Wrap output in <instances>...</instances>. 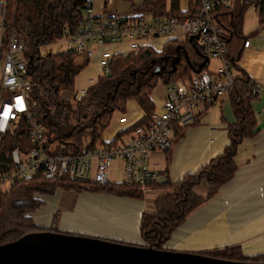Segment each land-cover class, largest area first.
<instances>
[{
  "label": "built area",
  "instance_id": "1",
  "mask_svg": "<svg viewBox=\"0 0 264 264\" xmlns=\"http://www.w3.org/2000/svg\"><path fill=\"white\" fill-rule=\"evenodd\" d=\"M122 1L126 5L124 12L115 10L96 15L94 0H85L79 28L60 38L65 50L82 53L87 58L98 52L97 64L103 73L108 71L107 62L114 54L108 50L110 46L125 44L124 51L137 53L143 47L162 52L169 42L183 49L184 44H189L199 52L201 63L206 58L205 69L180 77L169 85L159 82L163 98L160 106L148 113V123L122 134L114 144L101 137L92 149H82L79 154H53L52 148L45 147V128L39 121L37 101L31 93L25 40L12 25L8 0H0L1 192L37 171H41L45 180L67 175L102 186L110 182L108 172L113 162L121 164L120 182L126 185H139L142 191L151 188L148 185H162L167 176L150 168V156L171 148L174 125L192 124L213 102L226 101L228 93L239 83L235 73L240 58L228 60L232 29L226 23L227 17L243 14L245 8H254L261 31L256 34L262 37L264 50V0H160V9L142 6L143 0ZM155 42L161 44L160 50L152 48ZM250 42L247 37L243 40L241 52L250 48ZM212 59L218 63L213 70L209 68ZM248 88L250 101L261 102L254 117L258 120L261 115L264 122V83L250 81ZM84 92V89L78 90L73 98L79 99ZM6 109L7 119L4 117ZM117 121L122 125L119 131L131 126H126L122 115ZM28 141L30 146L26 144Z\"/></svg>",
  "mask_w": 264,
  "mask_h": 264
},
{
  "label": "trees",
  "instance_id": "2",
  "mask_svg": "<svg viewBox=\"0 0 264 264\" xmlns=\"http://www.w3.org/2000/svg\"><path fill=\"white\" fill-rule=\"evenodd\" d=\"M84 3L85 0H8L7 11L9 17L12 16V25L26 43L32 81L31 93L37 101L39 121L45 128V147L52 148L53 154L73 155L81 153L82 149H92L101 140V134L111 125L115 113L125 110L126 102L147 99L158 82L169 85L180 77L190 76L201 64L199 52L189 44L183 45L188 61L181 57L173 70H163L164 53L172 55L175 52L173 42L169 52L165 48L162 52H157L143 47L137 53H114L107 62L108 71L100 73L95 82L86 86L82 97L64 99L60 92H71L74 89L75 77L85 68L88 58L83 55L84 62L77 64L74 59L79 53L76 51L41 54L40 48L79 28L85 9ZM142 6L160 9L162 2L143 0ZM227 19L226 23L232 29L229 41L231 55L228 60H238L242 42L246 38L240 32L242 14L239 12ZM200 69H205V65ZM236 69L238 72L239 68ZM235 79L239 83L227 95V103L230 104L234 120L226 125L228 141L225 147L194 173L173 183L166 181L159 186L148 185L151 188L162 187L166 192L153 200V209L150 212L143 213L140 217L138 229L143 241L140 246L149 245L161 250V245L184 217L201 205L203 200L213 196L217 188L232 177L236 169L234 156L241 142L254 135L257 123L250 102L249 78L239 70ZM198 117L190 125L198 123ZM148 121V115L143 116L128 129L118 131L111 142L114 144L122 134L137 126H143ZM190 125H174L171 146L175 139L183 136L186 127ZM5 144L7 146V142ZM26 144L30 146L29 141ZM171 148L165 151L166 155ZM202 180L206 181L209 189L206 197H199L193 189ZM60 188L72 192L104 191L137 198L142 197L143 193L136 184L109 182L98 186L90 181L71 179L67 175L57 180H45L41 177V171H37L30 178L17 180L6 191H0V245L33 231L48 229L58 232L54 218L51 225L43 228L32 222L31 214L41 204L40 195H52ZM199 254L230 261L264 262V254L245 257L240 253L239 246Z\"/></svg>",
  "mask_w": 264,
  "mask_h": 264
},
{
  "label": "crops",
  "instance_id": "3",
  "mask_svg": "<svg viewBox=\"0 0 264 264\" xmlns=\"http://www.w3.org/2000/svg\"><path fill=\"white\" fill-rule=\"evenodd\" d=\"M93 8L98 15L119 8L124 12L126 5L122 0H94ZM125 47V44H116L108 50L117 53L124 51ZM97 59L98 52L88 58V64L75 77L74 89L60 92L64 99L72 100L73 93L85 90L96 81L101 73ZM239 60L238 72L242 71L251 82L264 83L263 49L258 51L250 42V48L241 52ZM92 66H96V77L82 79ZM157 88L156 85L147 99L126 102L125 110L115 113L111 125L101 134L103 139L112 141L122 128L117 121L119 116H124L126 126H129L160 106L164 91L161 86L159 90ZM250 102L254 113L261 102ZM220 103L224 107L219 113L220 119L208 118L200 122L206 112L200 115L198 123L187 126L183 136L173 141L167 155L158 151L150 156V168L165 173L167 182L173 183L194 173L220 153L228 141L226 125L234 120L227 100ZM259 116L254 135L241 142L234 156L236 169L230 180L184 217L161 245L163 249L202 253L239 246L245 257L264 254V122L263 116ZM120 165L118 162L111 165L108 172L110 183L120 182ZM193 189L199 197H206L209 190L205 180L198 182ZM165 192L162 187L147 188L142 197L137 198L104 191L72 192L60 188L52 195L39 196L40 212L34 215V221L42 225L39 227L47 228L54 218L59 232H81L79 235L140 245L143 244L138 229L140 217L150 212L153 200Z\"/></svg>",
  "mask_w": 264,
  "mask_h": 264
},
{
  "label": "water",
  "instance_id": "4",
  "mask_svg": "<svg viewBox=\"0 0 264 264\" xmlns=\"http://www.w3.org/2000/svg\"><path fill=\"white\" fill-rule=\"evenodd\" d=\"M175 54L163 56L173 70L185 49L176 45ZM197 52V51H196ZM206 58L198 70L206 65ZM165 69V66H163ZM198 70L196 72H198ZM0 264H264L216 259L193 252L161 250L137 244L128 245L93 236L38 230L0 245Z\"/></svg>",
  "mask_w": 264,
  "mask_h": 264
},
{
  "label": "rangeland",
  "instance_id": "5",
  "mask_svg": "<svg viewBox=\"0 0 264 264\" xmlns=\"http://www.w3.org/2000/svg\"><path fill=\"white\" fill-rule=\"evenodd\" d=\"M117 10L122 11V9H120V8ZM259 27H260V22L258 20L257 15H256V10L254 8H250V7L245 8L243 11V14H242V25H241L240 32H242L244 37L249 38L251 40L252 46H254L258 51L261 52V50L263 49L262 39H261L262 37L259 34L258 35L256 34V32L259 31ZM259 32H261V31H259ZM170 44H173V43L169 42L164 47L167 52H169L170 49H172ZM151 46L153 49H156V50H160V48H161V44L159 42H155ZM64 50H65L64 42L61 39L56 40V42H54V43L44 45L40 48L41 54L56 53V51H64ZM123 52H127V50L123 51ZM74 61L77 64H82L84 62L83 54L82 53L77 54ZM209 61H210L209 68L211 70H213L214 67L218 66L217 61H215L214 59L209 60ZM87 64H88V62H87ZM92 67L93 68L90 71L86 70L89 73L87 74V76L81 77L82 79H85L87 77H92V78L96 77L95 76L96 73H95V69H94V68H96V66H92ZM160 86H161V84L158 82L157 83V87H158L157 89L158 90H159ZM222 108H224V107L219 101L213 102V104L210 105L207 108V110L205 111L206 113L204 112L205 115L200 118V122H204L208 118L220 119L219 113L221 112ZM38 207H36V209L32 211L31 218H32V222H34L35 225L39 227L42 225H40L39 223H36L34 221V215L39 214V212H40ZM43 228H46V227H43ZM56 231H58V230L56 229ZM80 233L81 232H75V234H80Z\"/></svg>",
  "mask_w": 264,
  "mask_h": 264
},
{
  "label": "flooded vegetation",
  "instance_id": "6",
  "mask_svg": "<svg viewBox=\"0 0 264 264\" xmlns=\"http://www.w3.org/2000/svg\"><path fill=\"white\" fill-rule=\"evenodd\" d=\"M164 56L170 57L171 55H167L166 53H164ZM170 65H171L170 60H167L166 64L165 63L163 64V66H165V69H170ZM165 69H163V70H165Z\"/></svg>",
  "mask_w": 264,
  "mask_h": 264
},
{
  "label": "clouds",
  "instance_id": "7",
  "mask_svg": "<svg viewBox=\"0 0 264 264\" xmlns=\"http://www.w3.org/2000/svg\"><path fill=\"white\" fill-rule=\"evenodd\" d=\"M7 116H8V110L6 109L5 112H4L5 119H7ZM0 130H2V128H0Z\"/></svg>",
  "mask_w": 264,
  "mask_h": 264
}]
</instances>
